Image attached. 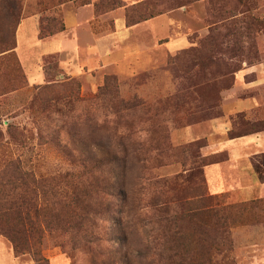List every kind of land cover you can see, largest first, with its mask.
<instances>
[{
    "label": "rangeland",
    "instance_id": "obj_1",
    "mask_svg": "<svg viewBox=\"0 0 264 264\" xmlns=\"http://www.w3.org/2000/svg\"><path fill=\"white\" fill-rule=\"evenodd\" d=\"M61 1L0 0V13L13 9L20 17L14 50L24 76L23 80L9 72L5 64H0L5 70V81L10 83V88H17L0 96V171L9 159H19L26 168L34 169L37 176L50 177L66 169L65 157L51 146L52 138L37 129L39 119L46 118L51 129L59 133L60 140L69 142L70 153L92 141L103 144L122 158L125 167V170H117L125 171L124 193L101 198L112 207L110 216L101 222L105 239L88 245L90 250H69L46 238L43 256L48 264H90L92 257H96L98 264L109 255L126 260L127 263L122 264H165V256L176 243V234H164L166 228L163 227L178 220V230L184 232V240L190 243L191 226L178 202L189 196H212L205 163L220 161L227 155V152L212 154L206 148L211 120L222 119L217 128L224 134L216 137L217 142L229 137L232 130L264 127V109L257 117L255 113L233 114L253 107L251 99L225 101V91L240 89L243 82L254 78V75H246L243 79L239 71L245 65L264 60V0H205L211 6L207 14L186 20L185 30L191 32L190 45L183 38L184 44L172 45L180 40L176 37L167 52L152 49L143 54L133 49L135 43L130 39L135 37L137 29L126 27L122 14L102 17L105 13L93 19V31L107 35L100 43L103 52L94 65H88V59L86 62L78 54L73 57L61 51L62 54L57 53L64 42L81 52L83 44L90 42L77 28L85 21V14L79 17L68 11L80 6L74 1L59 4ZM25 20L34 23L30 31L29 26L21 30ZM59 20L67 25L68 32L46 45L45 50L50 54H42L37 39L51 38L65 31L66 27L57 31ZM177 20L183 22L184 19ZM178 32L171 34L176 36ZM74 36H80L84 43L72 42ZM140 38L150 42L145 33ZM76 40L79 39L76 37ZM119 43L121 46H116ZM188 50L191 52L182 54ZM207 58L216 63L205 61ZM45 71L48 78L44 77ZM112 78L115 88L108 93L106 80L112 81ZM206 79L210 80L209 84L205 83ZM24 81L25 86H21ZM62 82L67 83L66 95L61 93L65 97L58 92ZM49 83L56 86L48 94L52 97L49 107L42 113L37 89ZM42 92L44 95L47 91ZM8 126L13 128L12 134ZM83 140L84 143L79 142ZM157 147L163 152H157ZM252 163L259 165L260 174L264 175V153L255 155ZM213 199V204L219 206L234 204L227 199V194L213 196ZM198 204L190 206L194 209ZM261 225L264 222L234 225L228 250L206 248L197 234L191 241L190 248L194 247L191 254H198L196 258L202 259V264H206L208 258L216 264H237L240 249L234 230L240 226ZM113 235L120 237L118 241ZM30 261L29 255L14 256L8 241L0 236V264Z\"/></svg>",
    "mask_w": 264,
    "mask_h": 264
},
{
    "label": "trees",
    "instance_id": "obj_2",
    "mask_svg": "<svg viewBox=\"0 0 264 264\" xmlns=\"http://www.w3.org/2000/svg\"><path fill=\"white\" fill-rule=\"evenodd\" d=\"M66 1H74L77 6L92 4L96 18L118 8H124L125 25L130 27L196 0H140L131 4H126L124 0H62L59 4ZM19 21L20 17L13 9L0 13V64H5L9 72L16 73L24 80L14 50L16 47L15 32ZM58 24V32L65 29L63 21L59 20ZM215 38H217L216 34ZM230 50L233 52L234 49L231 47ZM188 51L182 54L191 52ZM211 60L212 58L205 59V61ZM212 61L216 63V60ZM44 77L48 78L46 71ZM4 78L5 70L0 67V96L17 89L10 88V83H7ZM224 80L227 82L226 79ZM106 81L105 89L108 93H112L115 88L112 83L115 80L112 78V81ZM205 83L209 84L210 80L206 79ZM21 86H25V81ZM55 86L54 83H49L38 87L37 94L40 95L42 105L40 112L43 113L49 107L52 97L48 94L53 92ZM58 86L60 87L58 92L65 97L67 83L62 82ZM43 90L47 91L44 95H42ZM243 126L246 125L243 124ZM37 129L40 133L52 138L50 139L51 146L65 157L66 169L57 171L50 177L37 176L34 169L26 168V165L19 159H9L3 163L0 171V236L8 241L14 256H30L31 261L26 264H48L42 254L46 238L54 245L63 249L68 247L69 250H80L81 248L90 250L87 248L88 245L105 239L101 231V222L110 216L112 207L101 198L121 196L124 193L123 181H125V171L117 172V170H125L122 158L109 151L103 144L92 141L88 145L78 146L70 153L71 149L67 145L69 142L60 140L59 133L51 129L46 118L37 121ZM262 130L264 127L236 129L229 132V138H237ZM12 131L13 128L8 126L9 134H12ZM79 142L84 143V140ZM156 149L157 152H163L161 147ZM211 163L214 161H209L205 165ZM259 168V165H254L259 180L263 181L264 175L260 174ZM106 173L107 176H105ZM204 201L209 205H206ZM197 202L199 204L193 206L196 208H191L190 205ZM213 203V196L203 197L201 195L189 196L188 199L178 202L181 213L184 212L187 215L185 220L191 226L192 231L190 230L188 234L191 236V241L198 234L206 248L228 250L231 248V228L234 225H244L254 221L264 222V219H257L264 217V199L224 206ZM250 216L253 218L248 220ZM177 221L175 219L163 227V229L166 228L164 234H176V243L165 256V264H202L203 260L196 258L198 254H191L194 247L190 248L191 241L187 243L184 240V232L178 230L179 222ZM114 237L116 241L120 238ZM206 261V264H216L209 258ZM89 263L97 264L96 257H92ZM122 263L127 262L115 259L112 255L98 262V264Z\"/></svg>",
    "mask_w": 264,
    "mask_h": 264
},
{
    "label": "crops",
    "instance_id": "obj_3",
    "mask_svg": "<svg viewBox=\"0 0 264 264\" xmlns=\"http://www.w3.org/2000/svg\"><path fill=\"white\" fill-rule=\"evenodd\" d=\"M126 1H132L131 3H135L138 0ZM70 4H72V2H70ZM210 7L209 2L207 3L205 0H197L189 5H184L168 13L159 14L153 18L128 27L133 30L137 29L134 33L135 37H130L135 43L133 49H137L138 54L150 53L152 49L165 50L167 52L168 46L172 43V39L176 37L180 40L172 43V45H176L177 43L184 44L183 39L187 41V45H190L189 37L191 32L185 30L187 28L186 20L192 18V16L206 15L207 10ZM198 10H201V12ZM68 11L73 12V15L79 17H82L83 13L85 14V21L78 24L77 28L81 29L80 35L86 34L89 37L90 42L87 41L84 43V40L80 39V36H74L71 39L72 42L84 43L82 52L79 49H76L75 51L70 45H66V42H64L63 45L59 47L57 53H68L73 57L75 54L76 56L78 54V56L83 57L84 60L88 59L87 61L89 62L85 60L88 65H94L96 61H99L101 53L103 52L100 43L107 35L96 33L92 29L93 19L95 18L93 5L86 4L78 8H71ZM114 14H122L124 19V8H118L102 17H113ZM171 14H176V17H173V15L171 16ZM165 18L167 19L165 20ZM177 18H182L184 20L181 22L178 21ZM33 25L34 23L29 24L25 20L22 21L20 27L21 30H24V28L27 30L29 26L30 28L28 30L30 31V29L34 27ZM65 27V31L60 32L51 38L42 40L37 39V46L42 54L51 53L45 50L46 45H50V41L53 38L63 36L67 33L69 28L67 25ZM178 30L180 33L178 32L176 36L171 34ZM143 33L149 37L148 41L150 42L144 41L143 38H140V35ZM76 37L79 40H76ZM117 45L118 47L121 46L120 43L116 44V46ZM238 74H240L243 79L246 75H254V78L249 80V82H243V87L240 89H230L225 91V101L231 103L235 100L251 99L254 103L253 107L240 109L233 114L242 112L248 114L255 113V116L257 117L264 109V60L255 65H245ZM244 109L246 110L244 111ZM219 122H222L221 118H214L211 120L212 129L209 134V145L206 148H208L212 154L227 152V155L222 160L205 166V176L209 186L210 195L217 197L227 194V199L232 203L264 197V180H259L252 163L255 155L264 153V130L237 138L225 137L222 142H217L216 137H222L224 134L219 132L217 128ZM234 235L240 249L239 257L236 260L237 264H264V225L240 226L234 230Z\"/></svg>",
    "mask_w": 264,
    "mask_h": 264
}]
</instances>
